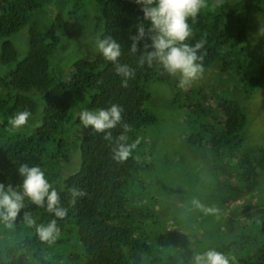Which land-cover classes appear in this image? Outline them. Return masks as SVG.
<instances>
[{"label":"trees","instance_id":"1","mask_svg":"<svg viewBox=\"0 0 264 264\" xmlns=\"http://www.w3.org/2000/svg\"><path fill=\"white\" fill-rule=\"evenodd\" d=\"M208 3L195 23L189 20L194 33L189 42L205 37L201 50L205 70L230 73L234 90L252 96L264 87V43L251 26L254 14L264 17V0ZM142 23L147 27L136 0H0V61L9 68L0 75V183L22 191L18 167L23 163L40 166L60 192L62 206L68 208V215L60 219L46 206L37 207L25 198L11 226L0 221V264H190L194 253L209 249L227 255L231 264H264V193L260 191L264 150L248 144L244 106L224 91L217 108L211 109L204 106L208 96L203 90L183 93L175 89L177 78L161 66H138L139 53H129L130 37ZM27 27V50L19 54L11 37ZM104 35L122 45L120 63L135 69L127 88L121 86L114 65L99 52L72 61L67 53L57 61L65 45L84 46L85 42L93 46L97 36ZM146 42L151 43L147 38L140 42L141 52ZM153 83L171 85L173 106L186 109L192 127L187 142L196 156L207 160L204 167L208 165L214 180L213 190L206 193L213 202L205 207L217 209L215 214L202 211L200 216L201 210H190V202L183 203L190 210L187 219L178 222L174 214L159 220L154 207L160 202L158 190L153 192V178L146 176L153 172L155 160L145 158L147 151L154 154L146 129L158 122L149 109ZM113 103L124 108L123 121L132 126L128 143L141 138L123 163L112 159L103 134L90 127L79 142L72 138L81 124L75 106L80 105L81 112L109 108ZM23 110L32 113L28 123L13 129L8 118ZM122 131L118 125L113 136ZM71 145L80 163L63 176L61 164L69 159ZM185 181L187 185L180 189L187 193L178 197L186 201L191 194L193 200L198 180L191 183L187 176ZM73 184L88 195L70 205L67 188ZM242 199L255 202L256 208L254 220L246 218L244 224L240 218L246 211L236 209L227 216L222 211L226 203ZM216 201L222 208L215 207ZM26 211L37 224L56 219L60 234L54 243L42 241L35 226H28L23 219ZM170 223L172 228L167 230ZM237 225L242 227L239 232ZM201 227L200 238L195 230Z\"/></svg>","mask_w":264,"mask_h":264},{"label":"clouds","instance_id":"2","mask_svg":"<svg viewBox=\"0 0 264 264\" xmlns=\"http://www.w3.org/2000/svg\"><path fill=\"white\" fill-rule=\"evenodd\" d=\"M215 2L219 6L223 0ZM136 3L141 5L148 25L146 27L145 24H140L137 33L130 37L132 43L129 53H139L137 64L140 67L145 64L148 67L154 64L161 66L170 76L178 79L180 89L191 86L204 74V54L201 50L205 48L207 41L205 37H201L194 44L189 42L194 36L189 20L196 22L201 11L209 7L208 0H136ZM260 34L264 35V28L260 30ZM146 38L151 43L146 42L141 52L139 44ZM95 44L103 58L114 65L115 73L122 78L121 86L127 88L129 80L135 77V69L120 63L122 45L111 35L97 36ZM123 113L124 108L115 103L109 108L84 109L79 113V121L84 128L90 127L94 133L103 134V139L111 146L112 159L117 163L126 162L141 143L140 137L128 143L127 133L132 131V126L123 121ZM31 115L28 110L17 111L8 118V124L13 129H20L28 123ZM118 125L123 131L114 137L112 130ZM18 172L23 178L22 185L19 186L22 191L10 184L6 187L0 183V221L11 226L24 208L25 198L37 207L46 206V210L57 218L63 219L68 215V208L61 204L60 192L49 182L40 166L23 163L18 167ZM67 192L70 205H75L78 199L88 195L86 190L75 184L68 187ZM192 204L205 214L218 212L215 208L205 207L195 198ZM23 219L29 227L35 226L42 241L54 243L59 237L60 229L56 219L47 225L37 224L27 211L24 212ZM190 264H230V259L222 252L209 249L194 253Z\"/></svg>","mask_w":264,"mask_h":264},{"label":"rangeland","instance_id":"3","mask_svg":"<svg viewBox=\"0 0 264 264\" xmlns=\"http://www.w3.org/2000/svg\"><path fill=\"white\" fill-rule=\"evenodd\" d=\"M92 16L94 17V15ZM97 16L98 15H96V17ZM252 17H255V19L251 26H254L257 35L264 43V35L260 34V30L264 28V17L258 14H254ZM28 33L27 27L19 34L11 37L14 45L19 51V54H23L27 50ZM2 43V39H0V58ZM91 44L93 46H90L85 42H83L84 46H78L77 42L65 45L63 50L60 52L61 55H58L57 61L58 59L61 60V57H64L67 53V56L71 61L87 55H95L98 52L96 44L95 42H92ZM67 64H71V62ZM8 70L9 68L7 66L4 67L0 61V75H2L4 71L8 72ZM228 74L230 73H221L219 70L215 69L205 70L203 76L195 81L191 86L185 89H180L179 87H176L175 89L179 88L183 93H188L192 89L203 90V92L208 96L204 106L210 107L211 109L217 108L218 103L224 97V91H227L231 95V99L238 100L245 108L248 119L246 127L247 136L249 138L248 144L250 147L255 145V147L262 148L264 150V87L255 91L252 96H247L246 93L239 94L234 90V84L230 81ZM150 91L152 93V97L149 103V109L158 117V122L146 129V137L149 140L148 147L154 151V154H152V157L149 155V151H147L145 158L148 161L151 159L155 160V163L153 164V172L146 173L148 174L146 176L149 178V175H151L153 178V192L158 190L160 202L155 203L154 207L158 213L159 220L166 221L170 216L175 214L178 217L177 221L179 222L182 218L184 220L188 218L190 210L198 209L194 205L190 208V210L184 207L183 203L192 202L191 194H189V198L186 201L179 198H183L187 193V191L180 189L182 184L183 188L187 185L188 181H185L186 177L188 176V178L191 179V183L192 180H198L196 185L198 193L195 199H198L204 206L210 205V203L213 202L212 200H209V193H206L213 190L214 187L211 184L214 180L209 176L208 165L204 167L207 160L203 157L196 156V152H194L187 142V138L192 132V127L186 117V109L179 110L175 109L173 106V99L175 96L173 87L171 85L153 83L150 86ZM193 103H196V101ZM75 110L77 112V116H79L80 105L75 106ZM211 115L214 116L215 114ZM86 129L87 128H84L81 124H79L72 133L73 140H77L79 142L86 133ZM68 157V162L66 161L61 164L62 168L60 173L63 176L69 175L75 171L80 163L79 159L76 158L77 153L73 145H71V151L69 152ZM222 180H224V178H222ZM232 182L235 184V180H232ZM261 190L263 191L262 193H264V174L261 178L260 191ZM216 193L217 192H215V194ZM154 195L155 194L152 193V197ZM219 202L216 201V208H222L221 203ZM236 209H238V213L241 212V210L242 212H247L245 215H241L240 220L242 224H244L246 218L254 220L252 216L256 212L255 202H246V199H242V201L237 204H235V202H229L225 204L222 211H226L227 216ZM200 216H202V211ZM168 223L169 222H167V224ZM249 223L252 222L249 221ZM167 224V230L172 228V223L169 225ZM187 224H190L189 219L185 221V226ZM186 228L188 227L186 226ZM241 228L242 227L240 225H237L236 231H241ZM195 232L197 237H202V227L199 232L198 230H195Z\"/></svg>","mask_w":264,"mask_h":264}]
</instances>
